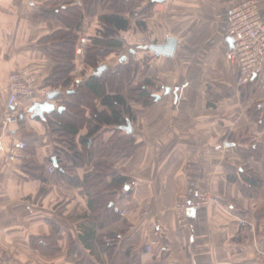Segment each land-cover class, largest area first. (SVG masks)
Listing matches in <instances>:
<instances>
[{
	"label": "crops",
	"instance_id": "1",
	"mask_svg": "<svg viewBox=\"0 0 264 264\" xmlns=\"http://www.w3.org/2000/svg\"><path fill=\"white\" fill-rule=\"evenodd\" d=\"M63 1L0 0V87L7 89L10 75L27 67L35 69L39 87L44 86L55 63L41 40L65 28L58 19L48 18L53 4ZM70 1L84 5L83 0ZM243 1L247 0H155L138 18L143 28L125 16L130 30L121 36L124 47L119 56L103 63L112 70L123 57L134 54L143 38L149 45H165L169 38L178 44L173 58L136 53L147 67L140 65L134 84L153 79L160 87L154 92L159 100L153 105L130 103L137 120L131 124V134H122L132 135L139 144L133 155L96 157L70 174L83 183L94 164L107 161L129 178L114 198L121 220L97 230V238L104 240L109 233L119 235L115 254L98 244L93 251L81 246L78 225L91 214L87 190L48 173L53 159L65 158L50 127L54 113L34 116L29 112L46 99H20L21 122L11 126L5 123L8 94L0 96V250L7 257L19 264H78L80 253L94 264H112L119 252L132 264H264V219L257 218L264 210V184L250 197L229 181L245 165L236 150L243 136L264 148V129L249 117L253 106L264 103V67L243 96L238 70L225 57L231 12ZM255 1L264 19V0ZM147 5L144 0L137 12ZM106 13L99 8L95 17L86 15V25L90 27L89 21ZM75 64L76 70L82 64L78 56ZM76 70L74 82H79L80 69ZM60 94L61 101L51 102L55 111L70 100L68 91ZM112 129L93 146L99 149L109 142ZM19 141L28 148L22 162L12 164L7 155ZM248 163L264 179V150L261 161L249 159ZM111 182L107 177L100 189ZM205 192L223 202L194 207L198 195ZM181 197L192 205L186 230L178 227L175 212ZM146 210L148 216H144ZM150 241L157 244L153 252L147 250ZM73 242L78 251L72 249ZM48 243L59 250L49 251L44 247Z\"/></svg>",
	"mask_w": 264,
	"mask_h": 264
},
{
	"label": "trees",
	"instance_id": "2",
	"mask_svg": "<svg viewBox=\"0 0 264 264\" xmlns=\"http://www.w3.org/2000/svg\"><path fill=\"white\" fill-rule=\"evenodd\" d=\"M143 1L83 0L82 7L70 0L55 3L53 4L55 8L49 12L48 18L58 19L65 28L41 40V45L46 46V52L54 61L55 67L40 89L59 92L66 90L70 94V100L62 102L63 105L60 107L62 111L57 109L54 112L55 120L50 123L52 132L61 145V148H57L59 154L65 158L62 161L57 157L53 175L64 178L72 186L84 187L87 190L91 214L83 216L82 222L78 225L79 242L86 250L93 251L95 244L100 245L109 254H115L118 250L119 235L109 233L108 242L103 237L97 238V230L121 220L114 198L119 190L126 188L129 178L115 171L112 164L107 161L94 164L93 173L86 175L83 183H79V180L70 174L75 168L84 166L96 157L119 159L133 155L139 144L132 135L122 134L123 127L137 120L130 103L149 107L158 100V96L154 93L160 87L157 80L146 79L134 84L140 65L147 64L144 60L138 61L136 53H150L142 48L149 44L138 46L126 61H120L116 70L108 67L101 76H94L95 71L101 66V58L119 55L124 47L121 36L130 30V20L125 17L126 15L135 19L137 26L143 28V23L138 18L153 5L155 0H147L149 5L137 12ZM99 6H102L107 13L95 19L96 31L91 35L93 44L87 49L83 68L80 69L81 80L74 82L75 52L80 41V31L85 16L95 17ZM254 82L255 79L242 87L243 96ZM63 97L61 94L57 99L61 101ZM249 117L260 130H263L264 103L260 102L253 106L249 110ZM108 128H113L109 130L113 132V136L99 149L95 148L94 141L101 139ZM250 141L251 139L243 136L240 145L236 147L245 165L236 176L231 175L229 181L237 184L246 196L255 197L262 189L264 179L261 174L250 168L248 161L249 159L261 161L264 148ZM79 145H82V150ZM65 161L67 163H63ZM26 164L23 162V167ZM107 177H111L112 182L106 189H100V185ZM257 218L264 219V210L258 212ZM71 246L74 251L79 250L74 242ZM44 247H48L51 252L59 250L50 243ZM78 256V264H94L89 259H82L80 253ZM127 257L118 252L116 257H113L115 260L112 264H132Z\"/></svg>",
	"mask_w": 264,
	"mask_h": 264
},
{
	"label": "built area",
	"instance_id": "3",
	"mask_svg": "<svg viewBox=\"0 0 264 264\" xmlns=\"http://www.w3.org/2000/svg\"><path fill=\"white\" fill-rule=\"evenodd\" d=\"M227 37L232 39L233 47H229L225 52V57L238 70V85L244 87L249 84L256 74L264 67V19L255 0H247L234 6L231 12ZM146 40L140 41L142 45ZM93 44V39L80 34V41L76 49V55L80 58L84 52ZM84 51V52H83ZM82 58V57H81ZM79 73V70H76ZM8 94L5 106V123L7 125H19L21 116L17 109L20 99H33L40 96L46 99L49 94L47 89H40L39 80L35 69L31 67L22 68L13 72L9 78L7 89L0 87V96ZM24 141L17 142L8 153V161L12 164H19L24 158V151L27 148ZM55 165L50 163L47 166L48 173H55ZM177 203L175 212L177 215L178 227L186 230L189 222V210L191 204L186 197H181ZM194 207H205L211 203L221 204L223 199L210 192H205L197 197ZM148 210L144 216H148ZM155 230L156 227L154 228ZM106 241H110L106 239ZM148 252H153L157 245L155 241L148 242ZM0 264H19L7 257L0 250Z\"/></svg>",
	"mask_w": 264,
	"mask_h": 264
},
{
	"label": "water",
	"instance_id": "4",
	"mask_svg": "<svg viewBox=\"0 0 264 264\" xmlns=\"http://www.w3.org/2000/svg\"><path fill=\"white\" fill-rule=\"evenodd\" d=\"M162 1V0H159ZM227 42L229 43L230 47H233V41L232 39L228 38ZM177 40L169 38L167 40V43L165 45H156L151 44L145 47H142L145 50H148L152 53H154L158 57H166V58H173L176 50H177ZM134 53V51H132ZM127 60V57H123L121 59V62H124ZM108 70V66L106 64L101 65L94 73V76H101L105 71ZM167 92L169 89L166 90ZM59 91H52L47 95L48 102H38L35 103L34 106L30 109V113H33L34 116H43L44 113L52 114L56 110L55 104H52L51 102L55 101L60 96ZM159 100V97H158ZM59 111H62V108H58ZM127 133L131 134L133 132V128L131 123H128L127 126L122 128ZM54 164L56 165V159H53Z\"/></svg>",
	"mask_w": 264,
	"mask_h": 264
},
{
	"label": "rangeland",
	"instance_id": "5",
	"mask_svg": "<svg viewBox=\"0 0 264 264\" xmlns=\"http://www.w3.org/2000/svg\"><path fill=\"white\" fill-rule=\"evenodd\" d=\"M100 8V10L102 9V6H99L98 8H97V12H98V9ZM96 21L95 20H91V21H89L88 23H90L89 25H90V27H88L87 25H86V20L84 19V22H83V26H82V30L80 31V34L82 33V36H89V37H91V35L94 33V31H96V23H95ZM98 28V27H97ZM92 38V37H91ZM93 39V38H92ZM142 40H146V39H141V40H139V41H142ZM77 49V48H76ZM88 49V48H87ZM87 49H86V51L84 52V55H82L80 58H79V60L81 61V63L83 64V62L85 61V58H86V53H87ZM75 55H76V52H75ZM77 56V55H76ZM116 56H119V55H116ZM115 55H112V56H109V57H107V58H101L100 59V64L101 65H104L103 63H105L106 61H108L109 59H113L114 57H116ZM82 64H81V66H79V67H77V70H79V69H81V68H83V66H82ZM145 67H147V64L145 65ZM133 86H134V84H133ZM240 88H242V87H240ZM146 212V211H145ZM144 212V213H145Z\"/></svg>",
	"mask_w": 264,
	"mask_h": 264
},
{
	"label": "bare ground",
	"instance_id": "6",
	"mask_svg": "<svg viewBox=\"0 0 264 264\" xmlns=\"http://www.w3.org/2000/svg\"><path fill=\"white\" fill-rule=\"evenodd\" d=\"M51 127V126H50Z\"/></svg>",
	"mask_w": 264,
	"mask_h": 264
}]
</instances>
